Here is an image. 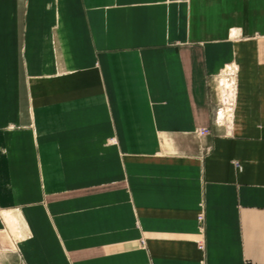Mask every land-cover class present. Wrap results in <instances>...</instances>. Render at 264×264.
<instances>
[{
  "label": "crops",
  "instance_id": "1",
  "mask_svg": "<svg viewBox=\"0 0 264 264\" xmlns=\"http://www.w3.org/2000/svg\"><path fill=\"white\" fill-rule=\"evenodd\" d=\"M0 264H264V0H0Z\"/></svg>",
  "mask_w": 264,
  "mask_h": 264
},
{
  "label": "built area",
  "instance_id": "2",
  "mask_svg": "<svg viewBox=\"0 0 264 264\" xmlns=\"http://www.w3.org/2000/svg\"><path fill=\"white\" fill-rule=\"evenodd\" d=\"M217 114H218V117H219L220 113L217 112ZM221 120H223L224 122H227L228 119H221ZM206 132H207L206 130H202V131H200V135L207 134ZM197 220H198V222L201 224V223L203 222V216H199V217L197 218ZM198 248H199V250H202V249H203V246L199 244V245H198Z\"/></svg>",
  "mask_w": 264,
  "mask_h": 264
},
{
  "label": "rangeland",
  "instance_id": "3",
  "mask_svg": "<svg viewBox=\"0 0 264 264\" xmlns=\"http://www.w3.org/2000/svg\"><path fill=\"white\" fill-rule=\"evenodd\" d=\"M206 133H208V131Z\"/></svg>",
  "mask_w": 264,
  "mask_h": 264
},
{
  "label": "bare ground",
  "instance_id": "4",
  "mask_svg": "<svg viewBox=\"0 0 264 264\" xmlns=\"http://www.w3.org/2000/svg\"><path fill=\"white\" fill-rule=\"evenodd\" d=\"M15 227V226H14Z\"/></svg>",
  "mask_w": 264,
  "mask_h": 264
}]
</instances>
